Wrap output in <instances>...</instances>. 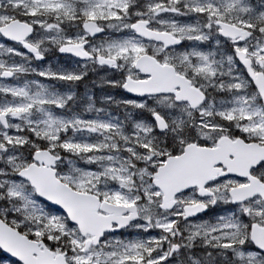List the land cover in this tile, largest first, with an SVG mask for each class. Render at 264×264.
Here are the masks:
<instances>
[{
    "label": "snow or ice",
    "instance_id": "obj_1",
    "mask_svg": "<svg viewBox=\"0 0 264 264\" xmlns=\"http://www.w3.org/2000/svg\"><path fill=\"white\" fill-rule=\"evenodd\" d=\"M0 264H264V0H0Z\"/></svg>",
    "mask_w": 264,
    "mask_h": 264
}]
</instances>
